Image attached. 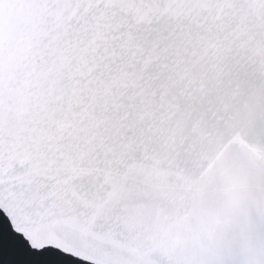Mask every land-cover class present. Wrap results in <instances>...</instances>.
I'll use <instances>...</instances> for the list:
<instances>
[{"label":"snow or ice","instance_id":"1","mask_svg":"<svg viewBox=\"0 0 264 264\" xmlns=\"http://www.w3.org/2000/svg\"><path fill=\"white\" fill-rule=\"evenodd\" d=\"M0 264H264V0H0Z\"/></svg>","mask_w":264,"mask_h":264}]
</instances>
